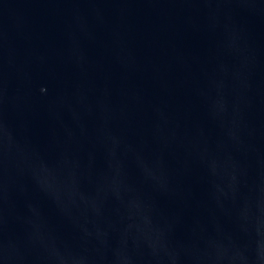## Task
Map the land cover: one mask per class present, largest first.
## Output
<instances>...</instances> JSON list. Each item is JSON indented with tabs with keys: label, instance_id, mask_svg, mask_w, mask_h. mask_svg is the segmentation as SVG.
I'll return each instance as SVG.
<instances>
[{
	"label": "water",
	"instance_id": "obj_1",
	"mask_svg": "<svg viewBox=\"0 0 264 264\" xmlns=\"http://www.w3.org/2000/svg\"><path fill=\"white\" fill-rule=\"evenodd\" d=\"M0 264H264V0H0Z\"/></svg>",
	"mask_w": 264,
	"mask_h": 264
}]
</instances>
